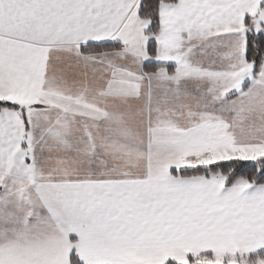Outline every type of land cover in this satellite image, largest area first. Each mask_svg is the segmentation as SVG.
Instances as JSON below:
<instances>
[{"label": "snow or ice", "instance_id": "snow-or-ice-1", "mask_svg": "<svg viewBox=\"0 0 264 264\" xmlns=\"http://www.w3.org/2000/svg\"><path fill=\"white\" fill-rule=\"evenodd\" d=\"M0 264H264V0H0Z\"/></svg>", "mask_w": 264, "mask_h": 264}]
</instances>
